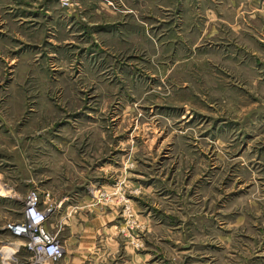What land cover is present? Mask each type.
Listing matches in <instances>:
<instances>
[{
  "label": "rangeland",
  "instance_id": "rangeland-1",
  "mask_svg": "<svg viewBox=\"0 0 264 264\" xmlns=\"http://www.w3.org/2000/svg\"><path fill=\"white\" fill-rule=\"evenodd\" d=\"M244 2L0 0V264L28 262L6 226L33 190L59 206L56 264H264V2Z\"/></svg>",
  "mask_w": 264,
  "mask_h": 264
},
{
  "label": "built area",
  "instance_id": "built-area-1",
  "mask_svg": "<svg viewBox=\"0 0 264 264\" xmlns=\"http://www.w3.org/2000/svg\"><path fill=\"white\" fill-rule=\"evenodd\" d=\"M53 211L52 207L45 206L38 192L33 190L24 201L23 222L6 226L12 237L23 240L21 246L30 254L27 264H56L63 258L62 243L47 228Z\"/></svg>",
  "mask_w": 264,
  "mask_h": 264
},
{
  "label": "crops",
  "instance_id": "crops-1",
  "mask_svg": "<svg viewBox=\"0 0 264 264\" xmlns=\"http://www.w3.org/2000/svg\"><path fill=\"white\" fill-rule=\"evenodd\" d=\"M261 1H262V0H261ZM252 2H256V3H257V0H245L244 3H241V4H240V7H243L244 5L247 6V4L249 3V4H248V9L245 8L244 10H245V11H246V10H249V11H250V10H251ZM263 2H264V0H263ZM233 4H234V2H233ZM234 6H235V5H234ZM253 6H254V5H253ZM239 11H240V13H241V12L243 11V9L240 8ZM256 11L258 12L257 9H256ZM259 11L262 12L263 10H259ZM263 13H264V11H263ZM238 16H239V15H238ZM237 30H238V31L236 32L237 34H240V33L243 32V30H242L241 28H237ZM58 208H59V206H56V208H55L54 211H55V212L58 211V210H57ZM48 226H49V225H48V222H47V228H48ZM16 249H17V248L14 247V252L16 251ZM83 254H84V253H83ZM83 254H82V253H75L74 258L79 257V256H82ZM89 255H90V253H89ZM83 256H84V255H83ZM63 258H64V256H63ZM63 258H62V259H63ZM60 261H61V260H60ZM63 261H64V259H63Z\"/></svg>",
  "mask_w": 264,
  "mask_h": 264
}]
</instances>
